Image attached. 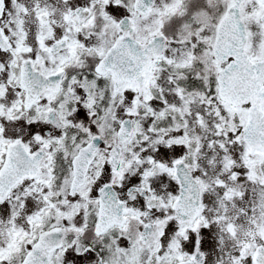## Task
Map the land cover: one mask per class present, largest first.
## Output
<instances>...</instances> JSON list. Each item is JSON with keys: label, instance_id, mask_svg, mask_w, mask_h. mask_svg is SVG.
Wrapping results in <instances>:
<instances>
[{"label": "snow or ice", "instance_id": "1", "mask_svg": "<svg viewBox=\"0 0 264 264\" xmlns=\"http://www.w3.org/2000/svg\"><path fill=\"white\" fill-rule=\"evenodd\" d=\"M0 264H264V0H0Z\"/></svg>", "mask_w": 264, "mask_h": 264}]
</instances>
